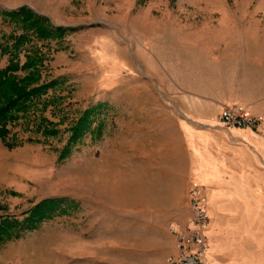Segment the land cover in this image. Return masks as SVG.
Returning <instances> with one entry per match:
<instances>
[{
    "label": "rangeland",
    "instance_id": "1",
    "mask_svg": "<svg viewBox=\"0 0 264 264\" xmlns=\"http://www.w3.org/2000/svg\"><path fill=\"white\" fill-rule=\"evenodd\" d=\"M20 1L24 0H0V9ZM31 1L51 12L44 14L53 25L67 29L48 37L30 30L19 59L14 57V43L28 30L0 14V47L9 53L10 63L13 57L24 63L21 56L36 47L45 56L40 81L60 78L28 113L20 110L8 122V134H2L10 152L3 154L0 171V264H168L174 242L169 222L183 220L187 210L181 199L185 149L174 175L167 161L163 171L143 169L137 154H151L157 139L168 146L169 135L180 147L186 146L180 127L186 114H203L214 107L194 102L199 97L182 89H155L149 74L139 76L142 67L127 51L131 38L136 39L127 25L132 17L139 21L148 14L154 36H160V20L168 17H178L185 32L206 35L264 30V0ZM101 14L118 28L99 23ZM7 29L10 35H2ZM101 35L111 38L109 53L125 57L128 67L118 77L115 62L95 53ZM16 71L27 73L23 68ZM155 79L168 84L165 74ZM100 102L105 104L102 130L97 129L101 119L95 120V131L89 130L59 159L70 139V126L85 108ZM43 116L58 133L43 132ZM213 121L217 122L216 114ZM129 153L136 159L132 170L126 165ZM174 195H179L177 201L170 200Z\"/></svg>",
    "mask_w": 264,
    "mask_h": 264
},
{
    "label": "crops",
    "instance_id": "2",
    "mask_svg": "<svg viewBox=\"0 0 264 264\" xmlns=\"http://www.w3.org/2000/svg\"><path fill=\"white\" fill-rule=\"evenodd\" d=\"M24 4L51 16L49 10L41 9L31 0L1 8L0 14L10 22L8 11ZM143 15L144 19L139 21L136 16L132 17L133 21L127 25L136 38L135 41L131 38L127 51L142 67L139 76L149 74L155 89L188 91L193 98L199 97L194 102L211 105L214 109L203 114H186L187 119L180 125L186 146L180 147L176 137L173 136V140L171 135L169 145L165 147L158 139L153 140L151 154L146 150L138 151L139 165L143 169L152 166L163 171V164L167 161L172 163L173 172L185 149L186 169L181 199L186 200L187 210L183 220L172 219L169 225L172 222L181 225L189 218L190 186L198 183L208 201L210 222L205 232L209 247L207 258L211 264H264V118L255 127L224 126L213 121L215 114L217 117L225 104L232 102H241L253 115L264 117V30L217 31L206 35L198 31L185 32L178 17L171 20L168 17L160 20V36H154L148 22L149 15ZM100 17L99 23L118 28L107 23L110 18L106 15ZM140 21H144L145 27ZM1 32L8 36L11 30ZM109 40L111 38L107 35L97 37L95 53L115 62L118 77L128 66L124 56L116 53L114 57L108 52ZM21 57L22 61L26 59L24 55ZM9 63V53L0 47V68ZM160 74H165L167 85L162 86L155 79ZM182 97L187 98L190 106L194 104L187 94L183 93ZM4 138L0 133V171L3 154L9 155L10 152ZM127 159L126 165L132 170L135 156L129 153ZM170 184L173 185L174 181ZM178 196L174 195L170 200L177 201ZM170 231L173 233L171 226ZM173 235L169 254L178 250L176 234Z\"/></svg>",
    "mask_w": 264,
    "mask_h": 264
},
{
    "label": "trees",
    "instance_id": "3",
    "mask_svg": "<svg viewBox=\"0 0 264 264\" xmlns=\"http://www.w3.org/2000/svg\"><path fill=\"white\" fill-rule=\"evenodd\" d=\"M8 12L12 20L21 22V25L28 30L17 37L14 43V57L19 59V51L30 39V30H33L39 37H48L62 35L67 29L63 25H53L47 15L35 11L27 4ZM26 56V61L22 64L19 61L17 63L12 56L11 63L5 68H0V133L3 136L8 134V122L16 118L20 110L28 113L27 111L37 102L36 100L40 98L42 92H48L50 87H55L57 82H60L59 77L40 81V70L45 56L39 52L38 48L33 47L32 51L27 52ZM19 68L25 69L27 73L17 72L16 70ZM103 105H105L104 102L91 104L82 111L79 118L70 126L71 136L61 150L59 159L67 156L72 151L75 142L82 139L89 130L95 131L96 126H93L95 120L101 119L97 129L102 130L105 118V115H101ZM41 125L43 132L45 131L48 134L58 133L55 127L49 126L50 119L45 116L42 117ZM44 202L42 201L38 205ZM29 217L31 218V216Z\"/></svg>",
    "mask_w": 264,
    "mask_h": 264
},
{
    "label": "built area",
    "instance_id": "4",
    "mask_svg": "<svg viewBox=\"0 0 264 264\" xmlns=\"http://www.w3.org/2000/svg\"><path fill=\"white\" fill-rule=\"evenodd\" d=\"M263 115H253L240 102L226 103L217 116V121L227 126L255 127L263 120ZM188 202L190 215L181 225L170 224L176 234L177 252L169 254L168 264H211L207 258L208 238L205 232L210 222L208 201L203 187L197 184L190 186Z\"/></svg>",
    "mask_w": 264,
    "mask_h": 264
}]
</instances>
